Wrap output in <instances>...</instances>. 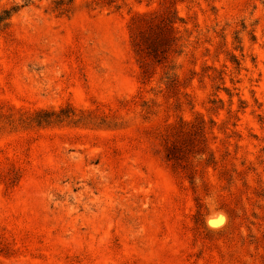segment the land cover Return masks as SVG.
Listing matches in <instances>:
<instances>
[{
  "label": "rangeland",
  "instance_id": "374dc122",
  "mask_svg": "<svg viewBox=\"0 0 264 264\" xmlns=\"http://www.w3.org/2000/svg\"><path fill=\"white\" fill-rule=\"evenodd\" d=\"M55 1L0 0V264H264V0Z\"/></svg>",
  "mask_w": 264,
  "mask_h": 264
},
{
  "label": "trees",
  "instance_id": "16d2710c",
  "mask_svg": "<svg viewBox=\"0 0 264 264\" xmlns=\"http://www.w3.org/2000/svg\"><path fill=\"white\" fill-rule=\"evenodd\" d=\"M71 3V0L69 2H64V0H56L55 4L57 8L63 9V13L65 12H69L70 8L67 6L64 8H61L64 5H69ZM19 9V7H14L12 9H6L3 10L2 13H0V26H2L3 28H6L9 25V20L11 18V16L13 15L14 12H17V10ZM171 23H174V21H170ZM163 52V51H161ZM171 154H169L170 156Z\"/></svg>",
  "mask_w": 264,
  "mask_h": 264
}]
</instances>
